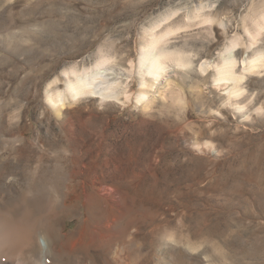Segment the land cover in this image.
I'll return each mask as SVG.
<instances>
[{
	"label": "rangeland",
	"instance_id": "1",
	"mask_svg": "<svg viewBox=\"0 0 264 264\" xmlns=\"http://www.w3.org/2000/svg\"><path fill=\"white\" fill-rule=\"evenodd\" d=\"M153 35L187 63L148 90ZM260 53L264 0H0V264H264ZM103 59L117 99L48 101Z\"/></svg>",
	"mask_w": 264,
	"mask_h": 264
},
{
	"label": "bare ground",
	"instance_id": "2",
	"mask_svg": "<svg viewBox=\"0 0 264 264\" xmlns=\"http://www.w3.org/2000/svg\"><path fill=\"white\" fill-rule=\"evenodd\" d=\"M169 33L170 32H168L167 34ZM161 37L163 38V36L161 35H153L151 41H149V43L148 42L146 43L147 46L143 48L141 53V58L139 62V71H140L139 73L141 74V75L139 74V76H141L140 85L141 87L143 86L148 87V90L150 87H153L155 85V81L158 80L159 76H161L162 73L165 72L167 68L173 66V64L180 65L182 67V65L187 63L186 59L184 60L182 58L183 56L181 57L178 54L177 55L174 54V51L169 52V50L167 51L166 49H164L162 45H164L165 43L159 45L160 44L159 42H162L160 41ZM158 45L160 46V50L157 53L155 49L158 48L157 47ZM161 46L163 47V49L161 48ZM230 56L231 55H229V58H227L225 61L223 60V64L220 67H218L217 76L216 78H214V81H216L217 84L218 82L221 83L222 81L224 83H221V85L228 84L229 81L238 82L243 77L242 75L239 76L235 75L234 69L236 66L235 65L236 60H234ZM263 57H264L263 54L260 53V55H256L253 58L242 59L243 70L252 71L253 69L259 68L260 66L263 65V63L261 62ZM106 60L107 59H103L101 62L99 61L98 64L96 63L97 69L96 70L92 69L91 72H88L89 70H84V68H83V72L82 71L79 72L76 69H72L70 71H64L62 73L63 87L56 88L53 93L50 92L47 93L48 101L51 104L60 106L62 108L63 106H65L70 102H75L77 100L79 101V99L86 97L98 98L100 100L117 99L118 96L121 95L120 94L122 88L121 81L118 78L110 77V72L107 71L108 68L107 69L103 68L104 67L103 64L105 63ZM260 62L262 65L260 64ZM57 81L58 78H55L54 82L56 83ZM144 96L145 93L141 91L136 97L138 101H141L142 99H144L143 98ZM13 221L10 218H6L2 216L0 217V250L3 246L4 247L6 246V249L8 245L12 244V246H14L15 242H19L23 240L24 237L26 236V233L23 234L20 230L19 231L17 230L18 228L17 229L14 228L15 225L13 224Z\"/></svg>",
	"mask_w": 264,
	"mask_h": 264
},
{
	"label": "clouds",
	"instance_id": "3",
	"mask_svg": "<svg viewBox=\"0 0 264 264\" xmlns=\"http://www.w3.org/2000/svg\"><path fill=\"white\" fill-rule=\"evenodd\" d=\"M44 243H46V241H43V240H42V241H41L42 246H43Z\"/></svg>",
	"mask_w": 264,
	"mask_h": 264
}]
</instances>
